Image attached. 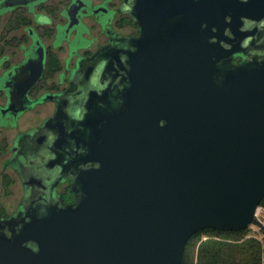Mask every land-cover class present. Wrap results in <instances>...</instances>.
Instances as JSON below:
<instances>
[{"label": "water", "instance_id": "95a60500", "mask_svg": "<svg viewBox=\"0 0 264 264\" xmlns=\"http://www.w3.org/2000/svg\"><path fill=\"white\" fill-rule=\"evenodd\" d=\"M124 9L138 33L87 56L28 134L50 182L0 218V264H184L197 231L263 228L264 0Z\"/></svg>", "mask_w": 264, "mask_h": 264}, {"label": "flooded vegetation", "instance_id": "af4514ba", "mask_svg": "<svg viewBox=\"0 0 264 264\" xmlns=\"http://www.w3.org/2000/svg\"><path fill=\"white\" fill-rule=\"evenodd\" d=\"M138 31L124 0H0V218L18 210L32 178L50 182L28 134L54 115L87 56ZM71 184L58 181L54 195L73 202Z\"/></svg>", "mask_w": 264, "mask_h": 264}, {"label": "trees", "instance_id": "16d2710c", "mask_svg": "<svg viewBox=\"0 0 264 264\" xmlns=\"http://www.w3.org/2000/svg\"><path fill=\"white\" fill-rule=\"evenodd\" d=\"M259 206L264 209V197ZM249 227L236 230L203 229L186 243L184 264H264V249ZM205 234V237H202Z\"/></svg>", "mask_w": 264, "mask_h": 264}, {"label": "built area", "instance_id": "2783aa9c", "mask_svg": "<svg viewBox=\"0 0 264 264\" xmlns=\"http://www.w3.org/2000/svg\"><path fill=\"white\" fill-rule=\"evenodd\" d=\"M255 217L262 223L263 228L256 224H251L249 228L252 229V233H249V236L258 238L261 242L262 248L264 249V209L261 206L256 208ZM258 233H262V235H259ZM262 263H264V254L262 256Z\"/></svg>", "mask_w": 264, "mask_h": 264}, {"label": "rangeland", "instance_id": "374dc122", "mask_svg": "<svg viewBox=\"0 0 264 264\" xmlns=\"http://www.w3.org/2000/svg\"><path fill=\"white\" fill-rule=\"evenodd\" d=\"M14 190H15V192H17V191H18V188L15 187ZM1 204H4V203L0 202V206H1ZM248 233L251 234V233H252V229L249 228ZM258 234H259V235H260V234L262 235V233H258ZM202 237L204 238V237H205V234H202Z\"/></svg>", "mask_w": 264, "mask_h": 264}]
</instances>
